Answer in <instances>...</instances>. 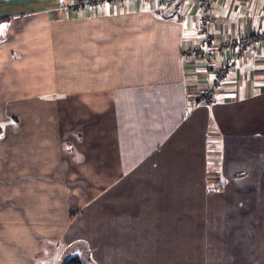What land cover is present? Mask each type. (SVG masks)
<instances>
[{"label": "crops", "instance_id": "obj_1", "mask_svg": "<svg viewBox=\"0 0 264 264\" xmlns=\"http://www.w3.org/2000/svg\"><path fill=\"white\" fill-rule=\"evenodd\" d=\"M168 1L181 18L163 12ZM168 1L0 0V162L15 159L0 168V195L18 186L9 175L23 172L24 152L34 155L23 133L40 126L49 135L78 126L77 151L93 159L80 165L87 173L139 174L125 201L116 181L110 205L97 187L66 233L93 264H185L184 252L231 264V224L264 219V45L238 60L205 42L198 1ZM210 1L213 39L264 32V0ZM184 43L204 44L215 60L185 61ZM222 64L225 84L197 101ZM75 101L78 120L66 110Z\"/></svg>", "mask_w": 264, "mask_h": 264}, {"label": "rangeland", "instance_id": "obj_2", "mask_svg": "<svg viewBox=\"0 0 264 264\" xmlns=\"http://www.w3.org/2000/svg\"><path fill=\"white\" fill-rule=\"evenodd\" d=\"M169 5L171 9L163 12L180 17L181 12L178 11L176 4L172 1ZM156 8L162 12L160 5ZM211 8L213 10L212 4ZM200 10V29L204 32L205 42L209 44L214 41L209 28L212 20L210 19L208 24L203 16L205 8L201 7ZM204 46L203 44L200 47H193L184 43L181 55L185 61L191 59L205 62V54L211 50H205ZM191 49L195 50L196 55L189 58ZM74 104L66 110L72 119L78 120L79 103L75 101ZM64 109L61 110L62 113ZM47 113V108L40 110L41 120ZM73 127L72 131L68 127L64 135L59 132L49 135L47 126H40L38 135L35 132L31 134V131L23 133L26 140L31 141V138H35L29 146L34 147L35 152L32 156L24 152L23 172L9 175L11 179L8 182H14V186L18 183V186L9 188L6 192L1 191L3 194L0 195L1 199L6 200L5 202L0 200V264H63L69 257L75 255L85 264H93L89 252L85 251L86 246L81 241L71 244L74 238L66 239V233L77 226L83 205L88 204L91 208L92 203L96 202L97 195L94 193L97 187L105 190V194L99 196L100 201L103 200L110 205L114 181L118 184L116 187L120 188V199L124 201L127 196L130 197L131 191H134L139 182V174L123 173L122 167L121 173L117 174L85 172L80 165L87 162L89 165L93 159L80 157L77 151L79 145L75 141L78 126ZM72 141L75 146L74 143H70ZM25 145L28 144L25 142ZM50 152L51 156L54 155L53 158L48 155ZM2 160L4 164L7 161L6 165H10L8 170H11L15 159L5 157ZM3 162H0V168L3 167ZM64 203L72 212L74 211L76 224L74 220H67L66 215L59 214ZM54 213L58 214L54 216ZM230 233L236 235L238 242L233 248L235 253L231 255V264H264V219L232 223ZM182 256L185 264H197L198 259L204 255L184 252Z\"/></svg>", "mask_w": 264, "mask_h": 264}, {"label": "built area", "instance_id": "obj_3", "mask_svg": "<svg viewBox=\"0 0 264 264\" xmlns=\"http://www.w3.org/2000/svg\"><path fill=\"white\" fill-rule=\"evenodd\" d=\"M129 0H74L72 6L73 7H90L95 8L100 5L105 4H122L126 3ZM198 3L205 8L204 17L207 22L210 20L211 15V1L210 0H197ZM212 41V45L221 49L224 52H228L230 50L235 49V58L238 60H242L244 56L248 54V52L252 48L261 47L264 45V32L259 34H254L251 32H245L242 36H234L225 40H215ZM191 53L188 54L189 58L195 56V50L191 49ZM206 62L213 63L215 60V52L208 51L205 54ZM229 73V68L226 64H222L218 66L213 72V79L208 86L194 93L195 99L199 102H211L214 99V96L219 91V89L225 84Z\"/></svg>", "mask_w": 264, "mask_h": 264}, {"label": "trees", "instance_id": "obj_4", "mask_svg": "<svg viewBox=\"0 0 264 264\" xmlns=\"http://www.w3.org/2000/svg\"><path fill=\"white\" fill-rule=\"evenodd\" d=\"M4 128L0 129V135L3 134ZM63 264H85L79 256H71L66 261L63 262Z\"/></svg>", "mask_w": 264, "mask_h": 264}, {"label": "snow or ice", "instance_id": "obj_5", "mask_svg": "<svg viewBox=\"0 0 264 264\" xmlns=\"http://www.w3.org/2000/svg\"><path fill=\"white\" fill-rule=\"evenodd\" d=\"M4 126L3 125H0V129H2ZM0 138H2V137H0Z\"/></svg>", "mask_w": 264, "mask_h": 264}]
</instances>
